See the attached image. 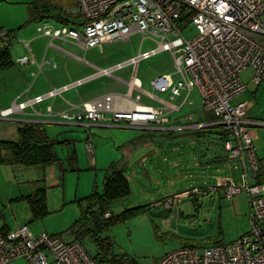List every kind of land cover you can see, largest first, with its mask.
I'll return each mask as SVG.
<instances>
[{
	"label": "built area",
	"instance_id": "obj_1",
	"mask_svg": "<svg viewBox=\"0 0 264 264\" xmlns=\"http://www.w3.org/2000/svg\"><path fill=\"white\" fill-rule=\"evenodd\" d=\"M76 11L80 15L78 26L56 25L52 22L37 23L36 31L51 39L73 41L87 50L106 43L128 41L139 33L145 39L154 40L156 47L139 53L128 62L110 69H97L84 80L71 85L52 88L46 95L1 111L0 117L7 119L21 113L26 108L45 99L60 96L63 92L100 77H112L113 73L125 66L133 68L128 82L129 94L127 110H122L98 101L81 102L76 111L54 114L50 107L47 114L57 116L62 122L79 126L109 123L112 126L126 124L132 129H149L150 125L167 122L163 109L146 106L139 99L132 100V90L142 92L141 82L136 78V68L140 61L161 52H170L173 72L156 77L151 88L167 94L169 101L184 94L182 104L196 91L200 97L201 109L211 115V119L200 128L210 127L220 130L224 149L232 158L242 164L240 183H235L230 175L222 180L211 178L213 186L206 187L211 192L223 191V197L231 200L240 192L247 196L249 208V230L225 245L198 250L181 247L161 257L156 264H264V186L257 183L261 168L256 150L248 134L253 126H264V122L252 120L248 116L247 102L231 105L230 100L245 92L247 87L241 79L245 71H250L251 82L259 86L264 81V0H75ZM192 26L196 36L186 39L182 32ZM6 36L0 30V38ZM33 63L32 57H21L20 65ZM176 78V79H174ZM92 160L93 149L90 142L85 144ZM249 177L255 184H249ZM200 190L193 188L154 206L170 208L175 200ZM109 213L104 215L105 218ZM23 260L27 264H95L80 242H64L61 237L42 232L32 234L27 225L14 230H0V264H10Z\"/></svg>",
	"mask_w": 264,
	"mask_h": 264
},
{
	"label": "rangeland",
	"instance_id": "obj_2",
	"mask_svg": "<svg viewBox=\"0 0 264 264\" xmlns=\"http://www.w3.org/2000/svg\"><path fill=\"white\" fill-rule=\"evenodd\" d=\"M31 1L0 0V30H6L4 28L11 30V26H15L13 27L15 29L23 24L24 26L30 24L26 22L27 4ZM46 2L54 7H67L70 3H75V0H46ZM261 21L264 23V13L261 16ZM31 23L34 24V22ZM182 34L186 39H192L196 36V31L192 26H189ZM11 45L13 46V43ZM155 47L154 40L149 37L143 39L142 35L137 33L132 35L128 42H117L104 46L103 53L92 49L89 50L88 55L90 58L95 57L100 60L128 55L129 59L137 56L140 51H149ZM173 67L170 52L161 51L140 61L136 75L143 85V90L152 92L151 81L163 74H171ZM241 79L247 90L232 98L231 105L243 102L253 105L248 110L249 116L264 122V81L259 86L254 85L251 82L250 71L243 72ZM1 81L2 79H0V87ZM189 100L193 107L184 108L183 112L185 111V114L189 110L199 112L201 104L196 91L190 95ZM2 102L3 97H0V108L3 107ZM140 102L151 103L143 94H140ZM178 102L179 100L176 103ZM40 107L41 105L35 106L36 109ZM207 114L211 116L209 113ZM9 125L0 119V140H11V134L7 133L10 131ZM48 130L50 139L61 141L55 145V153L64 171H61L57 165L44 172L38 168L0 165V229L5 227L15 229L18 224H26L29 230L35 234L46 232L61 237L64 242H69L74 240V233L79 224L84 223L81 220L77 200L89 196L94 186L98 192H101L106 170L116 158L121 157V153L115 148V143L118 140L110 136L109 133L102 135L93 128L81 130L76 127H68L65 130H59L56 126H50ZM114 131L121 135L126 132L128 134L135 133V130L117 128ZM248 134L255 144L256 156L261 168L257 183L264 186V127L249 128ZM86 136H89L91 141L92 160L85 147ZM217 142L219 144V141ZM237 173L234 175V179L240 183L242 182L241 174L237 175ZM42 178L44 180L42 185L46 189L48 214L43 219L34 220L29 214L27 204L24 201L12 200V198L31 193L35 188L34 182ZM167 178L171 177H167V174L160 175L158 180L162 182L156 184L155 190H152L153 185L148 181H143V183L152 194H161L160 197L164 195V199L176 198L177 195L192 191L193 188L200 190L197 194H190V196L175 200L176 209L180 215L179 219L177 218L176 231H171L172 233L167 235H158L157 221L159 220L156 221V218L159 213L157 211L146 212L130 218L125 223L116 224L103 232L100 235L103 243L98 250L88 237L78 241L92 256L95 264H156L165 254L181 247L202 250L207 247L225 245L248 232L249 208L244 192H240L228 201L223 197L221 189L216 192L205 190L206 187L213 186L212 179L205 180L203 183L197 181L195 183L193 179L188 181L176 179V186L169 188ZM128 182L130 187L128 203L114 202L111 208V213L114 215L122 213L125 209L143 206L149 200H141L142 191L139 190L132 178ZM248 182L250 185L255 184L251 177ZM11 193L14 197H9ZM160 200H156V204ZM161 215L165 216L166 211L161 210Z\"/></svg>",
	"mask_w": 264,
	"mask_h": 264
},
{
	"label": "crops",
	"instance_id": "obj_3",
	"mask_svg": "<svg viewBox=\"0 0 264 264\" xmlns=\"http://www.w3.org/2000/svg\"><path fill=\"white\" fill-rule=\"evenodd\" d=\"M79 22L80 20H78L76 26L79 25ZM36 26V23H30L25 26L23 24L15 29H13L15 26H11V30L4 28L7 31H16L14 41H12L13 46L11 45L8 50L11 64L7 67L0 66V79H2L0 97H3V107L0 108V112L11 108L14 104L46 95L52 88H60L71 85L78 80L87 79L97 69L114 68L136 57L133 56L128 59V55H125L105 60L95 57L90 58L88 52L92 49L84 50L73 41L59 38L51 39L40 35L36 31ZM117 42L103 44L101 49H93L99 53H103L104 46L116 44ZM32 45H34V48H32ZM24 56L32 57L33 63L18 64L17 60ZM132 73L133 68L125 66L115 71L112 77L106 76L89 80L80 86L70 88L60 96L45 99L41 103L34 104L33 108H26L23 112L13 114L7 119L0 117V119L10 124V131H7V133L11 134V140L3 141L16 142L18 139L17 129L25 124L39 126L46 132L47 136L50 126H56L59 130H65L68 127H76L81 130L93 128L102 133V135L109 133L110 136L118 140L115 143V148L121 153V157L116 158L114 161L121 162L120 166L123 164L122 167L125 169L126 178H129L128 181L132 178L137 187H139V190L142 191L140 195L141 200L149 199L144 204L148 205V212L157 211L159 213L156 218V221L159 220L157 221L158 235H167L172 233L171 231H176L177 218L179 219L180 217L176 205L174 203L170 208L154 206L156 200H166L163 198L165 196L160 197L161 194H152L145 187L143 181H148L153 185L152 190H155L156 184L162 182L158 180L162 174H167V177H171L167 178L169 188L176 186V179H179V181L193 179L195 183L196 181L203 183L212 177L223 181L225 177H228L226 175H230L233 181L237 183L238 181H235L234 175L236 172L241 174L242 164L239 159L232 158L229 152L224 149L220 130L210 127H199L201 124L209 121L211 116L203 112L200 105L199 112L189 110L185 114L183 109L192 108L193 104L189 99L182 104L185 98L184 94L173 101H169L167 94L158 93L152 88V92L143 90L142 83V92L132 90L130 93L131 99H139L140 102V94L145 95L151 103L144 105L163 109L167 122L153 124L150 125L149 129L143 130L129 128L126 124L112 126L109 123L85 127L64 123L57 116L50 117L47 114L48 107L51 108L54 114L76 111L82 101H98L101 104H109L116 108L127 110L132 106L128 105V82ZM178 100L179 102L176 103ZM36 105H41V107L36 109ZM252 106L249 104L248 110ZM250 119L257 120L252 117ZM258 127L260 126L250 128ZM116 128L135 130V133L128 134L126 132L121 135V133L114 131ZM53 140L58 141L57 139ZM85 141L91 143L89 136H86ZM217 141H219V144ZM255 142H257V139H255ZM58 143H61V141H58ZM252 144L253 146L255 145L253 141ZM254 148L256 147L254 146ZM24 196L26 195L12 198V200L22 201L20 198ZM9 197L14 196L11 193ZM122 203L127 204L128 198ZM161 210L166 211L165 216L161 215ZM18 226L20 225H16L15 229ZM0 230L7 231L14 229L5 227ZM32 234L36 235L33 232ZM24 262L23 260H16L10 264H23Z\"/></svg>",
	"mask_w": 264,
	"mask_h": 264
},
{
	"label": "trees",
	"instance_id": "obj_4",
	"mask_svg": "<svg viewBox=\"0 0 264 264\" xmlns=\"http://www.w3.org/2000/svg\"><path fill=\"white\" fill-rule=\"evenodd\" d=\"M80 19L74 2L67 7H54L46 0H32L27 4V22H52L56 25L75 26ZM6 31V36L0 38V66L7 67L9 61V47L14 40L16 30ZM16 142L0 140V164L20 166L23 168H38L42 172L52 166L64 171L55 153L58 141L50 139L46 132L37 125L25 124L17 129ZM7 154V155H6ZM104 175L102 190L98 192L94 186L89 196L77 200L81 220L74 233V240L80 241L88 237L96 250L103 243L100 235L116 224L125 223L128 219L148 212V205L137 206L123 210L114 215L111 213L112 204L123 202L130 196V187L125 175V169L114 161ZM43 178L34 182V190L20 200L24 201L29 209L31 218L43 219L48 214L46 189L43 187ZM109 213L107 218L104 217Z\"/></svg>",
	"mask_w": 264,
	"mask_h": 264
}]
</instances>
